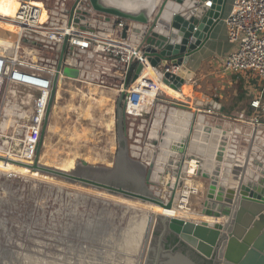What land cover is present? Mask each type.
I'll list each match as a JSON object with an SVG mask.
<instances>
[{
  "label": "water",
  "instance_id": "95a60500",
  "mask_svg": "<svg viewBox=\"0 0 264 264\" xmlns=\"http://www.w3.org/2000/svg\"><path fill=\"white\" fill-rule=\"evenodd\" d=\"M204 1H133L125 8L119 5L121 0H55L53 18L57 22L65 19L82 29L107 26L110 31L116 23L114 18L127 20L120 39L137 44L146 62L128 65L123 88L117 95L114 161L111 167L80 161L73 169L64 170L43 165L38 159L58 80L88 76L84 70L90 66L78 62L76 53L68 51L66 38L54 48L43 49L44 56L51 60L48 67L56 73L34 160L26 163L0 156V161L67 184L164 209H171L184 191L190 192L187 182L191 183L192 177L188 169L194 161L195 177L207 182L200 214L214 221L151 213L153 232L144 264H195L181 251L163 246L167 234L212 264H264V126L239 136L223 124H215L206 113H192L176 102H159L163 105L161 111L158 103L151 117L130 118L125 113L127 90L147 66L175 91L189 80L188 62L221 21L226 4V0H212L208 8ZM172 66H180L181 74H162ZM214 104L200 101L196 109ZM179 110L185 113L180 116ZM176 116L180 119L173 121ZM146 242L147 236L143 249Z\"/></svg>",
  "mask_w": 264,
  "mask_h": 264
},
{
  "label": "rangeland",
  "instance_id": "374dc122",
  "mask_svg": "<svg viewBox=\"0 0 264 264\" xmlns=\"http://www.w3.org/2000/svg\"><path fill=\"white\" fill-rule=\"evenodd\" d=\"M230 4L228 0V10ZM223 26L222 23L221 35ZM15 40L16 35L0 24V43L11 45ZM36 94L20 87L17 98L10 102L30 112ZM117 95L90 81L59 79L41 140L40 163L66 170L80 161L111 167L117 148ZM161 96L165 102H175L167 94ZM13 112V108L6 107L7 115ZM8 123L6 127L11 126ZM12 172L16 176L8 178ZM190 180L199 188H189L197 192L190 193L186 207L193 213L198 209L200 212L207 182L195 176ZM151 213L155 215L152 207L138 201L125 202L103 191L67 184L30 170L0 166V264H135L139 260L144 264L154 223L152 220L140 258L139 226L142 220L147 221L145 214Z\"/></svg>",
  "mask_w": 264,
  "mask_h": 264
},
{
  "label": "built area",
  "instance_id": "2783aa9c",
  "mask_svg": "<svg viewBox=\"0 0 264 264\" xmlns=\"http://www.w3.org/2000/svg\"><path fill=\"white\" fill-rule=\"evenodd\" d=\"M17 1L19 5L15 15L6 18L15 26L13 34L16 35V40L11 45L0 43V136L10 140V146L4 148L0 154L8 159L32 163L56 73L48 67L51 60L44 56V48H54L66 38L68 51L77 53L89 50L93 54H102L114 60L118 66L113 70L115 75L124 79L131 62L143 65L146 62L137 44L120 39L121 30L128 22L125 19L114 18L116 23L110 31L107 26H86L82 29L69 24L65 19L57 22L53 18L50 7H53L55 0H40L42 2L38 3L41 6L36 5L35 0ZM204 4L208 8L213 5L212 0L204 1ZM223 22L227 42L234 48L219 62L220 71L224 75L252 74L263 84L261 95L250 101L253 114L242 120L250 130H255L264 126L259 113L264 95V0H231L230 9ZM180 69V66H172L164 69L162 74L177 75ZM20 87L37 93L32 100L30 112L23 111L21 104L10 102L17 98V89ZM122 88L123 83L115 91L119 93ZM160 92L158 82L146 75L139 76L127 90L126 115L130 118L152 116L161 101ZM6 107L13 108V114L7 115ZM204 111L208 115L212 114L211 109ZM10 116L16 118L17 122L5 128ZM11 128L13 131L9 132ZM15 176L13 173L7 175L8 178ZM191 192H196V189Z\"/></svg>",
  "mask_w": 264,
  "mask_h": 264
},
{
  "label": "crops",
  "instance_id": "0c3cea01",
  "mask_svg": "<svg viewBox=\"0 0 264 264\" xmlns=\"http://www.w3.org/2000/svg\"><path fill=\"white\" fill-rule=\"evenodd\" d=\"M129 1L142 3V1L146 0ZM227 6L228 0H226L221 21L213 28L209 39L204 44V46L199 50V52L192 55L190 61L188 62L186 69L190 73L192 72V75L190 76L189 80L186 81L185 84L178 90L183 98H174L169 95L167 98L175 102L177 101L179 104L185 105V107L191 109L192 113H205V109H211L212 114L209 116L214 119L215 124L221 123L224 127H229L234 134L241 136L250 130L249 126L243 123L242 120L250 117L253 114L254 110L250 107V101L261 95L263 84L252 74L224 75L221 74L222 72L219 70V68H217L216 62L223 60L224 57L234 48L233 45L227 42L226 27L223 22L224 17L229 11ZM50 8L52 9L53 7ZM222 23L224 24L223 27L225 31L224 34L221 35L220 28ZM76 55V60L78 62L81 61L84 63V65L90 66L88 70H84L88 76L79 77L77 81H90L96 83V85L99 87H106L114 91L117 89L116 87H108L103 85V83H109L112 85H120L123 83L124 78L118 77L113 71L118 67L116 62L111 60L109 57L102 54H93L89 50L77 51ZM145 71L146 69L142 71L140 76H143V74L145 75ZM130 79L131 76L129 80ZM164 94L166 93H162V96H164ZM184 99L186 101H184ZM200 101L203 103L214 102L215 104L214 107L202 105V107H199L198 109L201 111H198L196 107ZM160 102L163 103L165 101L161 100ZM161 103H159V112L163 106ZM261 106L262 108L259 112L260 120L262 123H264V95L261 99ZM179 112L181 113L180 116L185 113L183 110H179ZM172 119L173 121H176L177 119H180V117L176 116ZM16 122V118L13 119V116H10V123L13 125ZM189 172L190 174L194 175L195 166L192 164L190 165ZM187 183L189 184L190 182ZM193 183L194 187L199 188L197 182L193 181ZM185 192L188 193L187 197H189L190 192ZM182 204L184 209L188 210V208L184 206V201H182ZM190 212L192 213L187 217L189 219L203 221L206 218L205 221L212 220V218L202 216L199 212V209L194 210V213L192 210H190Z\"/></svg>",
  "mask_w": 264,
  "mask_h": 264
},
{
  "label": "bare ground",
  "instance_id": "6f19581e",
  "mask_svg": "<svg viewBox=\"0 0 264 264\" xmlns=\"http://www.w3.org/2000/svg\"><path fill=\"white\" fill-rule=\"evenodd\" d=\"M36 5L38 6H41V4H38L35 2ZM130 1L129 0H121V2H119V5L120 6H123L125 8H128L130 7ZM18 1L17 0H0V24H1V27L5 30H8L10 32H14L15 31V26L6 18H9V17H13L16 13V10L18 8ZM45 14V13H44ZM178 74H181V69L180 71L178 72ZM145 75L149 78V79H153L154 81L158 82L159 83V86H160V89H161V92L162 93H166L167 95L169 96H172L174 98H183L182 95L178 92V91H175L174 89L168 87V86H165L164 84H162L156 77V75L154 74V72L152 71L151 68H149L147 66L146 68V71H145ZM145 75L143 74V77H145ZM184 75H186V73H184ZM142 77V76H140ZM75 80V79H74ZM137 80H135L133 83H135ZM61 82V81H60ZM77 87V86H76ZM133 87H135V84H133ZM166 89V90H165ZM86 90V88H85ZM98 92V91H97ZM170 93V94H169ZM93 96V95H92ZM62 104V103H61ZM104 109V108H103ZM89 112V111H88ZM174 113H175V110H174ZM176 114H178L176 112ZM9 122V121H8ZM10 124V123H8ZM5 128H6V123H5ZM56 130V129H55ZM2 141L4 143H2ZM10 146V140L6 137H1L0 136V153L3 152L4 148H8ZM47 155V154H45ZM0 156H2L0 154ZM5 157V156H4ZM8 159V158H7ZM193 165L195 166V172H194V175L190 174L189 170H190V166H189V169H188V175L190 177H194L195 174H196V164L194 161H191L190 162V165ZM0 166L3 168V169H7L8 167H11L12 169H14L15 171H26V170H29L25 167H19V166H16L14 164H11V163H8L7 161H0ZM74 166V165H73ZM60 169H64L66 170V168H60ZM31 171V170H30ZM33 172V171H32ZM13 173V172H12ZM189 186H193L191 183L188 184ZM197 192V191H196ZM193 194V193H191ZM188 196V193L184 191L183 193V197L179 198L178 199V202L176 204H174L172 206L171 209H164V208H160V207H156V206H150L152 207L153 209V212L155 214H159V215H162V216H167L168 218H181V219H188L187 217L192 213L190 211H188L187 209H184L183 207V204H182V201H184V206H186L187 204V197ZM127 200H125L126 202ZM188 205V204H187ZM183 207V208H181ZM146 218H147V221H143L141 222L140 224V231H139V236H138V239L142 242H141V249L139 248V251H140V255H139V258L142 256V251H143V247H144V242H145V239H146V236H147V233H148V230H149V227H150V214L146 215ZM203 216V215H202ZM206 217V216H205ZM208 218H212V217H208ZM207 218V219H208ZM206 220V218H205ZM204 220V221H205ZM202 221V220H201ZM211 221H214V219L212 218ZM210 221V222H211ZM136 240V239H135ZM139 241V242H140ZM138 243V242H137ZM140 247V246H139ZM136 263L135 264H141L140 263V260L139 261H135ZM133 264V263H132Z\"/></svg>",
  "mask_w": 264,
  "mask_h": 264
},
{
  "label": "flooded vegetation",
  "instance_id": "af4514ba",
  "mask_svg": "<svg viewBox=\"0 0 264 264\" xmlns=\"http://www.w3.org/2000/svg\"><path fill=\"white\" fill-rule=\"evenodd\" d=\"M171 235L170 234H167L164 238V241H163V246L166 248V249H171L173 248V251H181V253L187 257H189V259H191V261L195 264H212L211 261H208V260H204L202 259L201 257L197 256L196 254H194V252H192L188 247H186L185 245L183 244H178L177 242L175 244H171L170 241H171Z\"/></svg>",
  "mask_w": 264,
  "mask_h": 264
},
{
  "label": "trees",
  "instance_id": "16d2710c",
  "mask_svg": "<svg viewBox=\"0 0 264 264\" xmlns=\"http://www.w3.org/2000/svg\"><path fill=\"white\" fill-rule=\"evenodd\" d=\"M130 76H131V73H130L129 76H128V81H129ZM103 85L108 86V87H116V88L119 87L118 84H117V85H112V84H109V83H108V84H107V83H103ZM170 238H171L170 243H171L172 245L175 244V243L177 242V239H176L175 237L171 236Z\"/></svg>",
  "mask_w": 264,
  "mask_h": 264
}]
</instances>
